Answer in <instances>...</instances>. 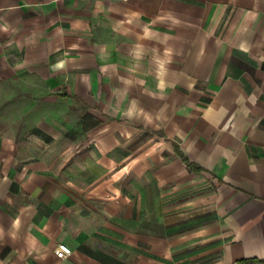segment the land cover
<instances>
[{
  "label": "crops",
  "instance_id": "0c3cea01",
  "mask_svg": "<svg viewBox=\"0 0 264 264\" xmlns=\"http://www.w3.org/2000/svg\"><path fill=\"white\" fill-rule=\"evenodd\" d=\"M0 78L93 120L0 127V264L264 262V0H0Z\"/></svg>",
  "mask_w": 264,
  "mask_h": 264
},
{
  "label": "rangeland",
  "instance_id": "374dc122",
  "mask_svg": "<svg viewBox=\"0 0 264 264\" xmlns=\"http://www.w3.org/2000/svg\"><path fill=\"white\" fill-rule=\"evenodd\" d=\"M55 113L60 115L55 125H51L55 133L48 135L39 131L35 142L40 146L38 149L40 161L45 163L48 168L58 170L69 161L71 155L87 138L86 127L91 125L93 120L85 116L86 108L83 105L67 107L60 102L55 103L35 98L29 88L0 78V127L7 125L13 128L17 141H31L30 132L35 133L38 124L47 121L48 116H53ZM98 250L102 251L104 259L112 256L109 253L117 257L115 254H119V251L123 250L125 253L117 258L125 260L128 258L126 248L112 247L106 241L105 246ZM107 263L127 264V262L115 259L109 260Z\"/></svg>",
  "mask_w": 264,
  "mask_h": 264
},
{
  "label": "built area",
  "instance_id": "2783aa9c",
  "mask_svg": "<svg viewBox=\"0 0 264 264\" xmlns=\"http://www.w3.org/2000/svg\"><path fill=\"white\" fill-rule=\"evenodd\" d=\"M71 252H72L71 248L65 243H59L56 248V255L58 258H61V259L69 256Z\"/></svg>",
  "mask_w": 264,
  "mask_h": 264
},
{
  "label": "trees",
  "instance_id": "16d2710c",
  "mask_svg": "<svg viewBox=\"0 0 264 264\" xmlns=\"http://www.w3.org/2000/svg\"><path fill=\"white\" fill-rule=\"evenodd\" d=\"M236 264H264V262L252 259V258H243L238 260Z\"/></svg>",
  "mask_w": 264,
  "mask_h": 264
}]
</instances>
